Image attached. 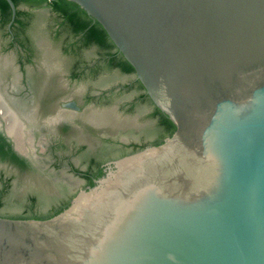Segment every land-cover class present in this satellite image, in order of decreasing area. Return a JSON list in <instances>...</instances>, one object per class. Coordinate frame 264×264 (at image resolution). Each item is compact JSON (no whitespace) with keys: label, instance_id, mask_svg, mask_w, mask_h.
I'll use <instances>...</instances> for the list:
<instances>
[{"label":"water","instance_id":"1","mask_svg":"<svg viewBox=\"0 0 264 264\" xmlns=\"http://www.w3.org/2000/svg\"><path fill=\"white\" fill-rule=\"evenodd\" d=\"M67 1L176 130L51 219L0 216V264H264V0Z\"/></svg>","mask_w":264,"mask_h":264},{"label":"flooded vegetation","instance_id":"2","mask_svg":"<svg viewBox=\"0 0 264 264\" xmlns=\"http://www.w3.org/2000/svg\"><path fill=\"white\" fill-rule=\"evenodd\" d=\"M37 8L20 6L35 14L31 27L20 35L24 45L16 38L14 23L0 25V216L10 219L54 214L70 205L80 191L93 187L91 184L106 175L113 162L161 139L135 142L104 136L108 128L135 131L137 125L120 119L115 108L127 106L135 112L147 102L146 91L136 83L135 74L132 83L108 85V75L115 69L107 68L106 58L97 48H92L96 49L94 56L88 55L92 49L84 50L80 57L66 55L63 47L71 37L56 40L57 15L46 7L49 16L43 17ZM47 27L54 48L47 42ZM78 62L77 73L84 74L73 78ZM97 66L100 71L92 74ZM134 88L135 97L125 99ZM73 103L77 108L71 107ZM151 106L153 114L155 106ZM11 122L17 125L18 135L11 132ZM162 137L164 142L170 136ZM99 140L119 153L97 159ZM100 170L104 173L101 177ZM8 200L29 211H5ZM47 205L51 209L41 212Z\"/></svg>","mask_w":264,"mask_h":264},{"label":"trees","instance_id":"3","mask_svg":"<svg viewBox=\"0 0 264 264\" xmlns=\"http://www.w3.org/2000/svg\"><path fill=\"white\" fill-rule=\"evenodd\" d=\"M17 8L16 18L13 27L16 28V38L24 45V41L21 40L20 35L24 34L32 25L35 14L30 11H23L20 9L22 5H29L31 7H47L50 8L53 13L57 15L55 23L58 29L54 32L55 39L60 40L64 35H68L71 41L68 39L63 49L66 55L80 57L82 52L87 49L97 48L98 54L101 57H105V65L109 70L119 69L125 74H135L134 68L124 59L118 49L115 47L110 37L104 30V28L91 17H89L85 11H83L75 3L67 0H13ZM12 19V12L9 4L6 0H0V25L7 26ZM81 63L78 62L74 66L73 78L81 77L84 73H77ZM100 67L97 66L96 70L91 71L92 74H97L100 71ZM92 70V69H91ZM138 86L144 89L143 85L137 81ZM145 90V89H144ZM147 102H151L149 97L146 96ZM155 111L153 116H159L161 119V125L166 129V135L171 136L176 130L173 123L169 118L163 114L158 108L154 107ZM163 137L158 140L156 145L163 143ZM104 173L100 170L98 176H103ZM95 184L92 183L91 186ZM70 205L57 210L54 214L45 217H34L29 219L35 220H47L60 214ZM28 219V218H27ZM26 220V219H24Z\"/></svg>","mask_w":264,"mask_h":264},{"label":"rangeland","instance_id":"4","mask_svg":"<svg viewBox=\"0 0 264 264\" xmlns=\"http://www.w3.org/2000/svg\"><path fill=\"white\" fill-rule=\"evenodd\" d=\"M37 13L43 17L49 16V11L46 9V7L37 8ZM46 27V26H45ZM46 29V28H45ZM45 36L47 38V42H49L50 46L54 48L52 44V38L50 36V32L48 30V27L45 32ZM96 49H92L88 52V55H96ZM110 84H119V83H132L135 79V76L133 74H125L121 70H113L108 75ZM137 87V85L135 86ZM136 95V89L134 88L133 91H131L129 94L125 96V99L132 100ZM117 111V114L119 118H123L128 120L129 122L135 123L137 126L134 128L135 131H132L131 133H124L122 132L123 129H119L114 131L111 129H104V136L109 138H123L128 140H133L135 142H143L150 139H158L166 134V129L161 125V119L159 116H152L153 108L149 102L143 103L141 106L138 107V109L133 112L129 111V107L127 106H118L115 108ZM132 120V121H130ZM128 129V128H127ZM150 129V130H149ZM119 135H115L116 133H120ZM96 145L99 146L95 154V157L97 159L101 158H108L109 156L118 154L119 152L109 146L107 142H102L101 140L96 142ZM108 145V146H104ZM104 148L102 149V147ZM96 147V146H94ZM96 149V148H95ZM5 211L12 212V213H22L26 211H29L28 209H25V207L22 204H14L13 202H9L5 206ZM51 209V205L44 206L40 208L41 212L47 213Z\"/></svg>","mask_w":264,"mask_h":264},{"label":"bare ground","instance_id":"5","mask_svg":"<svg viewBox=\"0 0 264 264\" xmlns=\"http://www.w3.org/2000/svg\"><path fill=\"white\" fill-rule=\"evenodd\" d=\"M10 130L12 133H15V134H19L18 132V129H17V125L14 123V122H11L10 123ZM20 140V139H19ZM22 146V145H21ZM23 147V146H22Z\"/></svg>","mask_w":264,"mask_h":264}]
</instances>
